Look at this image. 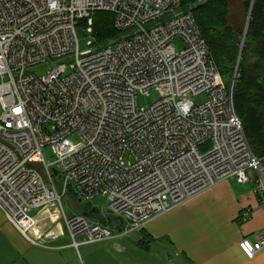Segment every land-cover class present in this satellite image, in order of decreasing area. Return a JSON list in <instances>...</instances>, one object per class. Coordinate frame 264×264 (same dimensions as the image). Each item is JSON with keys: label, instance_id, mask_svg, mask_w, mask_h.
Wrapping results in <instances>:
<instances>
[{"label": "built area", "instance_id": "1", "mask_svg": "<svg viewBox=\"0 0 264 264\" xmlns=\"http://www.w3.org/2000/svg\"><path fill=\"white\" fill-rule=\"evenodd\" d=\"M98 12L111 13L121 34L81 51L77 29L85 21L93 35ZM60 58L42 76L29 72ZM234 86L180 0H0V209L39 240L36 217L55 205L78 249L113 239L115 228L67 216L61 196L71 192L83 203L106 195L127 222L122 235L223 180L247 183L250 172L264 204V158L251 150ZM152 90L156 101L140 106ZM239 246L253 259L264 234Z\"/></svg>", "mask_w": 264, "mask_h": 264}, {"label": "crops", "instance_id": "2", "mask_svg": "<svg viewBox=\"0 0 264 264\" xmlns=\"http://www.w3.org/2000/svg\"><path fill=\"white\" fill-rule=\"evenodd\" d=\"M256 189L251 175L244 184L223 180L140 231L122 235L115 228L121 233L113 239L78 249L59 225L55 205L36 217L31 234L39 240L24 236L0 209V264H264V252L250 259L239 246L264 234V204Z\"/></svg>", "mask_w": 264, "mask_h": 264}, {"label": "trees", "instance_id": "3", "mask_svg": "<svg viewBox=\"0 0 264 264\" xmlns=\"http://www.w3.org/2000/svg\"><path fill=\"white\" fill-rule=\"evenodd\" d=\"M229 1L180 0V3L182 10H190L195 16L221 75L233 78L237 72L234 86L235 108L243 122L252 152L255 156L264 158V0H243L248 8L251 4L253 6L236 71L231 66L237 64L244 30L229 25ZM84 24L85 21H82L81 25ZM120 34L114 26V16L111 13L98 12L94 15L93 35L99 45ZM102 223L108 222L102 220Z\"/></svg>", "mask_w": 264, "mask_h": 264}, {"label": "rangeland", "instance_id": "4", "mask_svg": "<svg viewBox=\"0 0 264 264\" xmlns=\"http://www.w3.org/2000/svg\"><path fill=\"white\" fill-rule=\"evenodd\" d=\"M229 2H230L229 15H228L229 25H231L235 29L244 30L246 28V24H247L248 16H249V10H250V7L252 4L248 8L245 5L243 0H230ZM77 37L79 40V48L81 51H85L89 48L88 47V41L89 40H92V41L95 40L94 35L87 33L86 30L83 28V26L78 27ZM242 38L243 37H241V45H240V50H239V54L241 52V55H242V50L244 47V42H243ZM175 45L177 48H181L183 43H182V41H180L178 39V40H176ZM239 54H238V56H239ZM63 61H65L64 58L50 60L48 62H45V63L31 67L29 69V72L35 73L38 76H42V75L46 74L49 70H51L55 65L62 63ZM238 64L239 63L231 66L234 68V71L237 70ZM224 78L227 81H230L232 79V77L231 78L230 77H224ZM207 98H208L207 94L204 93V94H200V95H197L196 97H194V101L197 104H202L207 100ZM156 99H157V93H156V91L152 90L149 95H139L138 104L140 106H147V105H150L153 102H155ZM71 139L74 142L79 141V138L77 135H73L71 137ZM210 147H211V142H209L207 144V148L206 147H204V148L200 147V150L202 153H205L207 151V149ZM45 157L47 160H52L51 154H49L48 150L45 153ZM262 168H263L262 178L264 181V162L262 164ZM249 174L252 176V182L256 183V174L254 172H250ZM61 203H62V206H63L67 216H72L76 213L75 205L68 195H62L61 196ZM85 204L88 205L89 207H98L103 212H106L108 210V197L106 195L100 194V195L96 196L95 198H93L91 202H86ZM31 213L35 214L36 211L32 210ZM58 220H59V225H62L63 228H65V230L67 231V226H66V222H65L64 218L62 217V218H59ZM113 231H114V233H116V232L121 233V231H117L115 229H113Z\"/></svg>", "mask_w": 264, "mask_h": 264}, {"label": "water", "instance_id": "5", "mask_svg": "<svg viewBox=\"0 0 264 264\" xmlns=\"http://www.w3.org/2000/svg\"><path fill=\"white\" fill-rule=\"evenodd\" d=\"M252 6H253V4L250 7L246 28L243 31V38H242L243 42L245 41V37L247 34L249 21H250V17H251V12H252ZM240 59H241V52L238 56L237 63H239ZM235 76L236 75H234V79L236 80ZM53 173L56 176H58L60 174V172L57 169H53ZM56 185L58 186L59 189H62V187H63L62 182L60 180H56ZM67 195L70 197V199L74 203L75 208H76V214L78 216H84V217H87L89 219L96 220V221L107 220L111 227H114L118 230H122L126 227V225H127L126 220L123 219L122 217L115 216L110 210L103 212L98 207H90L89 208L85 203L82 202L81 198L75 197L71 193H68Z\"/></svg>", "mask_w": 264, "mask_h": 264}]
</instances>
